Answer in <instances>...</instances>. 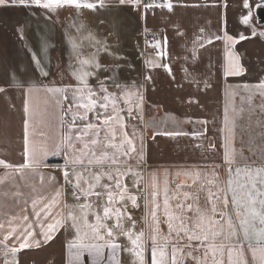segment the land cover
Listing matches in <instances>:
<instances>
[{
    "label": "crops",
    "instance_id": "obj_1",
    "mask_svg": "<svg viewBox=\"0 0 264 264\" xmlns=\"http://www.w3.org/2000/svg\"><path fill=\"white\" fill-rule=\"evenodd\" d=\"M86 2L95 4V9L63 6L50 11L34 4L22 6L19 0L0 6V87L6 89L0 92V160L12 165L0 166V264H135L126 236L97 239L83 224L80 205L86 200L73 186L75 175H71L72 184L65 180V170L82 173L89 182L94 174H102L101 186L95 189L102 195L88 197L87 202L103 215L107 190L102 185H113L116 191L114 180L103 174L115 175L118 169L124 173L128 194L137 198L136 207L130 200L124 201L132 219L125 218L123 227L130 229L134 223L135 232L148 235L156 211L159 243L168 244V258L173 245L200 256L203 249L194 250L200 242L191 241V249L184 247L189 241L183 232L179 238L174 232L165 241L164 191L167 188L170 213H183L186 220H194L197 206L201 210L211 207L207 189L215 192L226 187L229 167L235 179L236 168L251 165L236 158L230 166L226 163L225 137L229 153L235 140L229 139L234 128H225L224 121L229 99L234 105L243 95L244 99L264 101V92L251 91L264 84V27L257 25L254 7L252 21L248 25L242 22L249 12L245 0ZM257 2L250 0L253 6ZM84 60L89 64H83ZM230 69L239 74H228ZM84 73H88L84 76L87 85L97 94L93 99L103 102L102 89H107V95L116 100L115 111L111 104L106 110L123 118V130L113 125L116 143L123 141L126 132L136 146L130 158L121 157L123 163L87 162L91 151L99 156L105 150L109 133L102 124L105 110L99 104L87 120L77 118L73 123V116L84 111L76 106L77 76ZM14 79L21 87L14 86ZM49 88L66 91L49 92ZM125 93H131V105L124 102ZM87 123L100 125V143L89 145L83 164L74 163L83 144L75 142L72 147L61 140L69 128L75 134ZM174 132L185 134H164ZM30 153L40 157L39 165L28 166ZM209 180L216 182L209 185ZM156 191L159 194L154 197ZM185 193L191 198L186 200ZM178 203L185 208H177ZM124 204L117 202L114 208L123 212ZM188 204L193 206L191 212ZM217 208L216 219H221L223 205L217 202ZM224 211L236 223L231 204ZM69 212L77 217L80 235L89 233L85 244L104 245L99 252L69 247L78 242L76 229L67 218ZM58 219L64 226L45 240L48 226ZM88 219L91 223L95 217L89 214ZM105 222L111 227L115 217ZM252 241L255 243V237ZM110 242L119 249L114 252L107 246ZM23 243L28 246L21 248ZM12 248L19 251L12 252ZM144 264H151V241L145 245ZM183 264L195 261L189 257Z\"/></svg>",
    "mask_w": 264,
    "mask_h": 264
},
{
    "label": "snow or ice",
    "instance_id": "obj_2",
    "mask_svg": "<svg viewBox=\"0 0 264 264\" xmlns=\"http://www.w3.org/2000/svg\"><path fill=\"white\" fill-rule=\"evenodd\" d=\"M121 4L123 3H139L140 0H119ZM103 4V0H100ZM12 4V0H0V6H8ZM19 4L22 6L35 5L42 7L47 10H54L63 6H74L76 8L86 7L88 9H95L96 5L93 3H88L86 0H19ZM171 7V5H169ZM244 7L249 9L248 15L243 17V23L248 25L253 19L252 9L264 7V0H258V2L253 6L250 0H245ZM246 38V37H242ZM225 39L232 40V37L226 36ZM211 41H209L210 43ZM83 64H89L88 60H84ZM37 64L39 61L37 60ZM238 68V65L236 66ZM45 76L48 75L47 72L43 73ZM228 74H239L238 71H232L230 69ZM88 73L77 76L80 81V87L76 89V95L79 97L77 101V108L84 109L82 113L78 116H73V123L77 118L81 120H87L88 113L95 111L97 105L105 110V115L103 116L102 124L106 126L109 136L104 142L105 150L97 156L95 151H91L89 156V145H96L100 143L99 141V128L100 125H93L92 123H87L82 130H75L69 128L67 133L63 135L61 143H67L69 146L74 147L75 142H80L83 144V148L79 150L81 155L74 158V163L83 164L84 156H89L88 163L92 164L95 161L97 164H103L105 161L112 165H117L123 163L124 160L121 157L130 158V152H136V146L133 141L128 137L125 132L123 136V141L121 143H116V131L113 125H118L121 130L125 127L123 123V118L117 113L107 114V109L109 104L112 105L115 111L116 100L113 97L107 95V89H102L105 95L102 97L103 102H99L93 99L97 94L93 91L84 79V76ZM14 76V74H13ZM14 86L21 87L19 82L14 79ZM264 88V84L260 85ZM6 89L0 87V92H4ZM34 90L33 87H29L28 91L31 93ZM49 92H65L66 89L59 88H49ZM67 98V97H65ZM124 102L131 105V93H125ZM142 103V98H141ZM128 114L131 116L133 109L128 108ZM100 119V116H97ZM225 128L228 126V118L225 115ZM165 135H183L185 133L174 132V133H164ZM92 135L96 137L90 141L84 138ZM125 144L127 147H125ZM56 146H54L55 148ZM214 147V145H213ZM107 149H111L109 152ZM47 154V153H45ZM225 161L230 166L235 163V150L233 149L231 153L228 151V137H225ZM41 163L40 157L35 153H30L29 155V165H39ZM0 166L12 167V165L7 164L5 161L0 160ZM229 176L226 180V187L221 189L217 188L215 192L208 188L209 200L211 202L210 209L201 210L199 206L195 209V218L188 217L187 220L183 213L177 215L175 213H170L168 211L169 207V194L167 188L164 191V207L165 216L167 217L166 223L168 225L167 236L164 237L165 241H168L172 234L175 232L176 237H180V233L183 232L189 241L188 244L184 245L187 248H193L191 241H199V245L196 246L194 250L199 251L203 249L200 256H193V252L189 251L184 253L183 248H178L177 246H172L171 257L168 258L167 249L168 244H161L159 240L161 238L160 230V220L157 219L156 211L152 212V223L154 227L150 234L146 235L145 232L141 231L139 233L135 232L134 223L132 228L125 229L123 227V220L126 218L131 220L132 217L126 212L127 205L124 201L130 200L132 207H136L137 198L135 196L128 194L127 186L123 183L124 173H121L118 169L113 174H103L107 176L109 181L114 180V188L116 191L112 190L113 185L104 184L107 190V202L103 206V215H101L94 208L92 203L87 202V198L93 195L99 197L102 195L100 192H96L95 189L101 186L102 174H94L92 176V181L83 180L82 173L70 174L67 170L64 171L65 180L72 184L71 175H75L74 187L78 189L85 197L86 202L80 205L82 210L81 220L83 224L90 230L91 234L97 239H104L105 235L107 237L114 238L117 235H124L130 242V247L127 249L134 257H136L135 264H144V253L145 245L148 241H151V264H183V261L189 257L195 261V264H264V167L260 168H236L235 169V179H233V170L231 167L227 169ZM129 174H131V169H128ZM199 177V174H196ZM83 180V184L81 181ZM215 180H209L207 183L209 185H214ZM84 185H87L86 187ZM203 189V186H202ZM230 193V198L229 194ZM158 191L153 193V196H157ZM59 193H57V196ZM185 199L191 198L190 193L184 194ZM79 199V197H77ZM120 202L124 204L125 211H121L120 208H114L115 203ZM217 202L223 205V208L219 211V216L221 219H216L218 208ZM55 203V200L53 201ZM231 204L235 216L236 223L233 222L232 216L227 215L224 209H227ZM45 207H51V205H46ZM159 203L155 204V208L159 209ZM177 208L184 209L185 205L178 203ZM193 210L192 204L187 205V211L191 212ZM91 214L95 217L94 222H89L88 216ZM115 217V224L109 226L105 221ZM68 219L72 221V227L76 229L78 242L70 244V248L77 249H89L99 252L104 245H89L84 243V239L87 238L88 232H85L83 236L80 235V228L77 226V217L74 213H68ZM191 221V224L188 222ZM175 225V226H174ZM64 222L62 219H58L56 223L50 224L49 233L45 234V240L51 239V233L57 228L63 227ZM114 229H118L114 232ZM31 235V234H29ZM255 237V243H253L252 238ZM236 241L233 243V241ZM219 241V242H218ZM227 241V243H225ZM27 243L21 244V248L27 247ZM108 247L112 248L114 252L119 249V245L115 242H110L107 244ZM12 252H17L19 249L12 248Z\"/></svg>",
    "mask_w": 264,
    "mask_h": 264
},
{
    "label": "rangeland",
    "instance_id": "obj_3",
    "mask_svg": "<svg viewBox=\"0 0 264 264\" xmlns=\"http://www.w3.org/2000/svg\"><path fill=\"white\" fill-rule=\"evenodd\" d=\"M259 90L264 92L259 86L257 90L251 91L255 94L260 93ZM227 118L228 125L234 128L230 131L229 139L235 140L233 149L237 162L250 163L246 166L249 168L264 167V101L244 99L243 95L234 105L229 99Z\"/></svg>",
    "mask_w": 264,
    "mask_h": 264
},
{
    "label": "water",
    "instance_id": "obj_4",
    "mask_svg": "<svg viewBox=\"0 0 264 264\" xmlns=\"http://www.w3.org/2000/svg\"><path fill=\"white\" fill-rule=\"evenodd\" d=\"M254 15L256 17L257 25L260 28L264 27V7H261V8L254 7Z\"/></svg>",
    "mask_w": 264,
    "mask_h": 264
}]
</instances>
